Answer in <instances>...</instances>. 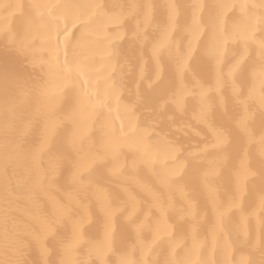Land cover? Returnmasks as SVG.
<instances>
[{
    "label": "snow or ice",
    "instance_id": "6c2138e0",
    "mask_svg": "<svg viewBox=\"0 0 264 264\" xmlns=\"http://www.w3.org/2000/svg\"><path fill=\"white\" fill-rule=\"evenodd\" d=\"M21 7L0 4L4 20L0 27V48L23 63L36 56L33 30L42 31L46 36L44 62L60 84L54 95L48 84L38 88L45 110L38 108L37 113L44 123L35 142H31L35 117L22 125L18 123L20 97L31 90L29 78L10 68L7 62L0 68L3 113L0 264H30L26 259L30 253L39 257L31 264H194L192 253L198 247H207L208 243L207 238L200 239L205 225L197 222L202 210L200 187L194 185L190 191L186 190L181 167L164 163L180 150L178 143L167 139L162 134L163 128L157 132L147 123L151 121L160 127L166 114H183L189 106L188 97L196 101L194 118L214 149L208 153L206 146L200 150L201 155L189 154L194 158L192 166L204 169L203 187L207 198L203 213L207 218L210 210L214 217L209 227L212 242L222 253L227 252L230 243L248 257L239 261L225 258L214 264H264V0L258 3L224 0L210 6L207 20L203 22L205 37L198 45L195 39L201 23L197 14L204 7L199 4L133 3L121 6L119 15L113 17L107 6L99 3H33L28 5L27 28L13 29L7 21ZM157 8L163 10L159 16ZM188 9H191L190 15ZM85 17L87 22L82 29H90L98 37L105 25H115L105 37L107 45L103 40L96 42L97 51L104 53L109 64L114 58H123L119 79L106 95L114 97L117 89L128 88L129 83L134 85V92L129 90L135 97L132 104L124 105L123 112L116 117L109 115L106 126L110 131L98 148L89 145L83 135L62 131L61 125L67 129L76 119L75 112L66 113L62 118L56 115L63 88L78 90L79 99L92 106L111 108L100 96L93 99L90 65L81 60L80 41L72 32L75 21ZM185 31L192 37L187 44L183 42ZM229 41L233 42L232 46ZM124 44L127 51L122 48ZM257 77L261 85L258 96ZM210 94L215 95L210 99ZM252 102L258 103L261 109L258 126ZM139 110L145 124L134 127L132 120ZM168 118L172 119V115ZM117 120H126L127 124L118 126ZM200 134L198 131L197 135ZM125 146L138 154L139 163L153 168L169 192L167 200L152 193V207L160 214L154 217L155 227L151 208L144 213L138 208L137 196L127 189L124 190L126 198L120 192L98 196V215L73 194L97 185L106 169L118 172ZM236 160H240L239 166ZM21 165L25 167V176L17 174ZM63 184L72 189L67 201L54 202L51 215L33 213L34 225L21 229L13 215L18 198L23 196L36 203L48 189ZM176 191L181 193L184 203L176 214L175 235H171L164 217L173 208L171 194ZM241 225L246 227L242 229ZM149 232L157 238L164 235L166 239L149 244L146 242ZM177 247L180 252L173 258L163 261L155 258L168 249L175 252ZM145 251L151 252L147 259L143 258ZM77 252L88 259H73ZM199 264H209V261L202 259Z\"/></svg>",
    "mask_w": 264,
    "mask_h": 264
},
{
    "label": "bare ground",
    "instance_id": "6f19581e",
    "mask_svg": "<svg viewBox=\"0 0 264 264\" xmlns=\"http://www.w3.org/2000/svg\"><path fill=\"white\" fill-rule=\"evenodd\" d=\"M178 3L182 6H189L192 4L203 5L198 14L197 20L201 23L199 34L195 39V45L199 44V41L205 37L206 28L204 27V21L207 20L208 12L210 6L224 2V0H0V4L10 3L18 4L22 7L16 10L13 15L8 19L7 23L9 27L13 29L17 28H27L29 20V9L28 5L33 3L42 4H84V3H99L107 6V11L113 17L118 16L121 12V6L129 4H155L163 5L165 3ZM228 2L233 3H258L259 0H228ZM69 12L74 10L69 9ZM162 9L157 8V15H161ZM189 15L191 14V9H188ZM231 16L232 13H229ZM238 15V13H237ZM87 22V18L77 19L75 21V27L72 28V32L75 37L80 41V58L90 65V71L92 73L91 88L93 99L100 96L105 103H110L111 108H101L98 105L92 106L87 102H83L79 99V91H69L68 88H63L61 91L60 100L56 105V115L62 118L66 113L75 112L76 119L71 122L67 129H64L61 125V129L65 134L76 132L83 135L87 139V143L91 146L98 148L101 142L109 134V128L106 126V120L109 115L116 117L118 114L123 112L124 105H131L134 100V95L129 94V90L134 92V85L129 83L128 88H119L114 97H109L106 95L107 91L117 82L119 79V66L123 62V58H114L109 64L107 57L102 51H97V41L103 40L104 45L108 44L105 37L111 34V29L115 25H105L104 31L101 36H97L92 32V30H83V23ZM191 21H189L190 23ZM4 24L2 15H0V27ZM61 28L63 27V21L60 22ZM181 25H184L183 19H181ZM173 35H175V29H173ZM257 35L259 33L257 32ZM32 39L36 45V56L29 60L23 61V63L17 61L11 53L5 52L0 48V68L7 62L10 68L15 71L20 72L25 77L29 78L31 90L20 97L19 110H18V123L24 124L30 118L35 117L34 128L35 132L29 139L31 142H35L40 130L43 127V120L37 113V109L40 111L45 110V105L41 101L38 94V88L44 84H48L52 94H55L57 86L60 84L59 79L55 74H50L47 63L44 62V58L47 57V53L44 50V45L46 43V36L42 31L33 30ZM55 39V37H53ZM71 39V37H70ZM192 39L190 35L185 31L183 33V42L188 43V40ZM60 40L63 41V34L60 35ZM233 42L229 41V46H232ZM61 48H64V44L61 43ZM124 51H127V45L122 46ZM255 56V50L252 52ZM148 52L145 50V56L147 57ZM64 57L61 55V61ZM260 79L257 77L255 81V89L257 96L260 92ZM215 94H210V99L214 97ZM186 103L189 105L187 111L183 114L181 113H168L163 117V123L157 121L156 124H160V127H156L151 121L147 122L152 125V129L159 132L160 128H163V135L167 136V139L177 142L180 150L175 153L174 157L171 159H166L165 164L170 166H179L182 169V174L185 177L184 185L187 191H190L194 185L200 187V205L201 213L197 217V222L204 224L205 227L200 232V239L204 240L207 238V247L197 248L192 253V260L194 264H199V261L204 259L209 261V264H214L215 261L228 259L229 261L247 260L248 257L244 251L240 248H234L231 244H228L227 252L222 253L218 251L217 246L212 242L209 227L211 223L214 222V217L209 210L207 218L204 217L203 207L207 198V191L203 187V173L204 169L194 168L192 166V160L194 159L189 154L195 152L197 155H201L202 149L207 146V152L212 153L214 149L210 142V138L206 137L202 132V126L197 123L194 118V113L197 111V104L191 97L186 99ZM252 108L254 110V121L256 125H259L261 119V109L259 104L252 102ZM142 110L136 112L135 117L132 120L133 126H139L145 124V120L142 116ZM172 115V119L168 116ZM2 99H0V144H2L3 128H2ZM55 123V119L52 121ZM117 125L121 123L127 124L126 120H117ZM200 135H197V132ZM131 134V133H130ZM256 154V159L258 160V152H256L255 147L253 148ZM211 158V157H209ZM236 166L240 165V160L235 161ZM111 167V166H109ZM258 167V165L256 166ZM17 174L20 176H25V167L23 165L17 168ZM33 179H36L34 176ZM257 183H259V177H256ZM99 189V191L97 190ZM127 189L137 196L139 201L138 208H140L144 213H147L149 208L152 210L153 226L154 217L159 216V212L152 207V193H158L165 200L169 196L168 190L162 185L160 177L153 168L146 166L138 162V154L125 146L121 150V156L119 161V171L110 172L107 169L104 175L98 179V184L89 188L86 192L73 193L83 204L87 205L88 208L94 214H99V204L97 203L98 196L102 194H111L114 192H120L126 198V193L124 190ZM72 189L69 188L67 184H63L59 187H52L43 193L39 201L34 203L25 197L21 196L18 198L17 203L14 205L13 215L15 216L18 226L21 229L30 228L34 225L35 221L33 219V213L39 211L41 214L51 215L54 211V202L57 204L65 203L67 201L68 193ZM173 198V208L165 214L164 220L166 221L167 231L171 235H175V218L179 211L181 205L184 203L182 195L180 192L176 191L172 194ZM259 215V213H257ZM143 219V216H141ZM255 219L253 223L255 224ZM231 227V226H229ZM245 225H241V228H245ZM257 239L259 238V232H256ZM0 238H2V228H0ZM166 239V236L161 235L159 238L155 236L153 232L146 234V242L151 244L153 240L156 244H159L161 240ZM225 241H228L227 235L224 237ZM155 247V245H153ZM189 247H191V240H189ZM177 252H180V247H177L175 252L172 249H168L166 253L161 254L156 259L163 261L164 259L173 258ZM139 256L140 253H137ZM183 255V253H181ZM2 256V253H0ZM151 256V252L145 251L144 259ZM39 257L35 253H30L26 259L29 260L30 264L32 261L37 260ZM53 259L59 260V256H53ZM73 259L86 260L88 257L80 252H77Z\"/></svg>",
    "mask_w": 264,
    "mask_h": 264
}]
</instances>
